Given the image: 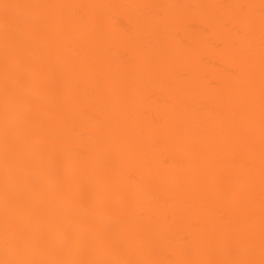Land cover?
<instances>
[{"label":"bare ground","instance_id":"1","mask_svg":"<svg viewBox=\"0 0 264 264\" xmlns=\"http://www.w3.org/2000/svg\"><path fill=\"white\" fill-rule=\"evenodd\" d=\"M7 3L0 264H261L262 0Z\"/></svg>","mask_w":264,"mask_h":264},{"label":"snow or ice","instance_id":"2","mask_svg":"<svg viewBox=\"0 0 264 264\" xmlns=\"http://www.w3.org/2000/svg\"><path fill=\"white\" fill-rule=\"evenodd\" d=\"M262 3H264V0H262ZM14 7H19L18 5H11L7 3V0H0V8L5 10V23L7 24L10 20V17L7 15V12L9 9L14 8ZM261 264H264V261L261 262Z\"/></svg>","mask_w":264,"mask_h":264}]
</instances>
